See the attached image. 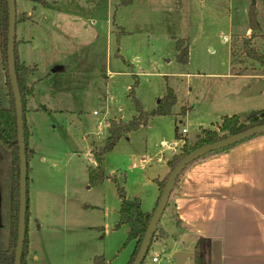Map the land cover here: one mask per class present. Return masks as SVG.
<instances>
[{
	"label": "rangeland",
	"instance_id": "374dc122",
	"mask_svg": "<svg viewBox=\"0 0 264 264\" xmlns=\"http://www.w3.org/2000/svg\"><path fill=\"white\" fill-rule=\"evenodd\" d=\"M47 2L15 0L16 17L25 18L15 26L17 52L30 68L26 82L34 84L25 115L35 146L27 175L28 264H92L96 255L106 264H127L134 241H127V226L116 227L121 201L115 181L145 208L148 182L171 155L168 148L182 143L176 133L183 127L192 143L201 127L213 128L223 115L248 122L253 111L264 109V79L253 76L263 68L242 53V39L251 32L264 51V0ZM252 4L257 31L249 29ZM178 39L188 43L186 64L176 60ZM4 82L0 58L6 92ZM167 87L176 95L171 112L121 137L103 157L104 180L91 186L88 167L97 166L93 154L108 122L136 114L130 90L151 112ZM10 178L11 154L0 143V248L8 239ZM162 218L166 241L153 242L145 264H176L171 245H192L167 211ZM200 242L208 264L210 240Z\"/></svg>",
	"mask_w": 264,
	"mask_h": 264
},
{
	"label": "crops",
	"instance_id": "0c3cea01",
	"mask_svg": "<svg viewBox=\"0 0 264 264\" xmlns=\"http://www.w3.org/2000/svg\"><path fill=\"white\" fill-rule=\"evenodd\" d=\"M27 42L24 40L20 45ZM253 76L264 79L261 71ZM30 110L28 106L27 112ZM239 117L242 123H247ZM185 133L188 134L187 129ZM178 134L177 138L183 143V133ZM182 143L168 148L171 155L164 159L151 182L149 180L151 199L147 207H141L142 211L151 212L155 207L159 197L156 180L168 174V161ZM29 146L32 149L30 162L35 153L31 139ZM141 201L140 198V205ZM165 211L175 221L176 229L182 231V237L193 238L190 246L184 241V246L172 244L173 252L193 254L196 243L205 239L210 240L208 264H264V134L190 163L173 187L163 213ZM163 213L159 226L165 236L159 241L165 242L168 232L162 222Z\"/></svg>",
	"mask_w": 264,
	"mask_h": 264
},
{
	"label": "trees",
	"instance_id": "16d2710c",
	"mask_svg": "<svg viewBox=\"0 0 264 264\" xmlns=\"http://www.w3.org/2000/svg\"><path fill=\"white\" fill-rule=\"evenodd\" d=\"M29 1L37 2L42 6L48 4L47 0H29ZM131 1L132 0H121L120 4L125 5L130 3ZM24 19H25L24 16L21 19L18 18L17 16L16 24L23 21ZM7 28H8L7 0H0V58L2 63V69L4 70V75H5L4 86L6 88V92H3V88L0 85V143L4 147H6L11 154L10 203H9L10 212H9L8 239L5 247L0 248V264L14 263V254H15V246H16V238H17V227H18V208H19L18 142H17L15 103H14L13 93L7 71V55H6ZM256 36L257 35L255 34V32H251L249 36L244 37L242 39V53L247 57L259 62L263 68L261 72L262 74H264V51H260L254 45V39L256 38ZM14 45H15V71L17 75L18 87L21 95L22 110H23L24 143H25V153L27 159V175H28L29 159L32 155V149L29 146V138L32 133L27 124L25 115L27 111L26 105L28 102V98L33 96L34 94V84H28L26 82V77L28 75L30 68L28 65H26L23 61L20 60L19 54L17 52L16 37L14 40ZM175 50H176V60L180 64H186L188 62V53H189V47L186 40L178 39L175 43ZM129 95L132 96L133 98L136 108V114L128 121L111 120L109 122L107 128V136L105 138L104 143L94 150L93 155L97 161V166L88 167V182L91 186L97 185L104 180L105 176L103 173V169L101 167L103 157L108 151L113 149V147L116 145V143L119 141L121 137L126 136L131 131L137 130L141 126H146L149 120L154 115L169 114L171 112V108L176 102V95L174 90L171 87H167L166 94L159 99L156 109L151 112H147L143 110L138 100H136L132 90H130ZM184 113H185V109L184 111H182V114ZM263 122H264V109L256 111V115L250 116L247 123H242L238 115H231V116L223 115L221 117L220 122L216 124L215 129L200 128L199 132L196 134L195 139L193 140L192 143L189 142V139L187 137H183V143L180 148L181 149L180 152L174 154L171 157V159L168 161V165L170 168L169 172L173 169V167L179 162L181 158H183L193 149L204 144L213 143L230 134L237 133L250 126L257 125ZM261 134H264V132L257 135H261ZM176 136L179 137V134L176 133ZM238 143L215 150L204 156H201L200 158H203L212 153L226 151ZM184 169L177 176L174 186L176 185L179 176L182 174ZM167 176L161 181L156 180V183L159 187V193H161L164 187ZM27 181H28V176H27ZM115 183H116L117 196L121 201L120 208L118 210L119 219H118V223L116 224V227H119L122 224H126L128 227L127 241H134V248L127 264H132L138 252L147 225L150 221V218L152 216L155 207L151 212L142 211L140 205V198L137 196H133V197L126 196L123 186L119 185L118 182L116 181ZM29 217H30V212H29L28 183H27L26 215H25L26 231L23 241L21 264L27 263V257L29 253V242H28ZM164 236L165 233L163 229L159 226V222H158V224L155 227L154 233L152 235L149 248L151 247L153 242L159 241ZM148 251L146 253V256L148 255ZM146 256L141 264H145ZM192 259L194 264H204L205 255L203 254V249L200 241L197 242L194 247ZM92 262H93L92 264H106L103 255L94 256Z\"/></svg>",
	"mask_w": 264,
	"mask_h": 264
},
{
	"label": "water",
	"instance_id": "95a60500",
	"mask_svg": "<svg viewBox=\"0 0 264 264\" xmlns=\"http://www.w3.org/2000/svg\"><path fill=\"white\" fill-rule=\"evenodd\" d=\"M8 7V28H7V45H6V55H7V71L9 75V81L13 93L15 112H16V128H17V142H18V160H19V208H18V227H17V238L14 254V263L21 264V256L23 250V241L25 237V215H26V188H27V159L25 153V143H24V129H23V110L21 95L19 92L17 75L15 71V26H16V7L15 0H7ZM249 29L251 31H257L259 26L256 20L255 5L252 4L249 12ZM256 115V111H253L251 116ZM264 132V122L250 126L242 131L234 134H230L226 137L221 138L213 143H208L201 145L179 160V162L173 167L169 172L167 179L165 181L164 187L160 193L159 199L152 213L150 221L147 225L145 234L141 241L138 252L132 264H141L144 260L146 253L149 248V244L154 233L155 227L158 224L160 217L167 205L169 196L174 187L175 180L180 172L190 163L196 159L204 156L210 152L221 149L226 146L238 143L252 136ZM191 252L186 251H175L173 253V258L176 264H184L186 258L192 257Z\"/></svg>",
	"mask_w": 264,
	"mask_h": 264
},
{
	"label": "built area",
	"instance_id": "2783aa9c",
	"mask_svg": "<svg viewBox=\"0 0 264 264\" xmlns=\"http://www.w3.org/2000/svg\"><path fill=\"white\" fill-rule=\"evenodd\" d=\"M185 132H186V128H182L181 133H185ZM151 260L152 262H156V263L160 262L159 258H157L156 256H153Z\"/></svg>",
	"mask_w": 264,
	"mask_h": 264
}]
</instances>
